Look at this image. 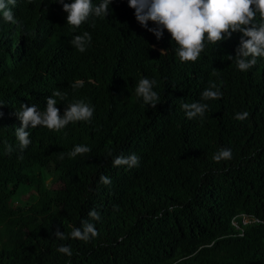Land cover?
<instances>
[{
  "label": "trees",
  "instance_id": "1",
  "mask_svg": "<svg viewBox=\"0 0 264 264\" xmlns=\"http://www.w3.org/2000/svg\"><path fill=\"white\" fill-rule=\"evenodd\" d=\"M9 7L19 24L0 13V264H264V57L238 69L242 33L205 42L195 63H182L170 33L157 40L148 31L156 25H140L128 0H112L106 18L76 29L56 0ZM85 31L92 39L81 53L71 41ZM145 77L157 81L155 108L135 92ZM213 83L222 97L202 100ZM54 91L63 94L54 97L61 117L83 100L94 107L91 122L26 129L32 143L20 153L15 113L21 104L44 111ZM195 102L208 110L188 119L181 105ZM76 145L91 152L70 158ZM221 149L232 158L216 162ZM132 154L138 167L113 166ZM50 176L58 188L46 184ZM25 191L30 204L14 205ZM83 221L99 233L88 242L69 235Z\"/></svg>",
  "mask_w": 264,
  "mask_h": 264
},
{
  "label": "clouds",
  "instance_id": "2",
  "mask_svg": "<svg viewBox=\"0 0 264 264\" xmlns=\"http://www.w3.org/2000/svg\"><path fill=\"white\" fill-rule=\"evenodd\" d=\"M56 2L62 4L63 11L68 14L67 24L76 29L90 17L106 18L110 14L109 5L112 0H101L97 6H93L92 0H73L71 3L56 0ZM15 4L16 0H0V13L5 22L18 25L19 22L9 7ZM128 5L135 10V19L140 25L147 28L148 21L156 25L148 31L154 33L157 40H160L165 30L170 33L171 40L178 46L176 52L182 63H195L205 49V42L215 45L226 38H231L236 32L242 33L235 55V63L240 71H248L255 66L257 58L264 57V0H128ZM91 39L90 33L85 31L82 35H76L71 43L83 53ZM165 51L161 50L160 55ZM156 83L155 79L145 77L139 80L135 88L137 97L142 98L143 103L151 105L152 108L156 107L160 99L158 93L153 90ZM72 86L73 88L82 87L83 81H77ZM213 89H217L215 83L202 92V100H217L222 97V92ZM54 97L63 99V94L60 91H54L50 97L46 98L44 111H39L35 105L21 104V110L15 113L21 121V126L15 130L20 153H23L32 143L30 132L26 129L42 126L49 131L60 132L69 123L91 122L94 107L79 100L67 105L61 117ZM181 107L187 118L193 119L197 116L203 118L209 106L207 103L195 102L184 103ZM2 115L3 113L0 112V116ZM248 115L247 111L237 113L235 119L243 121ZM13 150L11 145L6 146L9 154ZM90 152L89 147L76 145L68 155L70 158H75L77 155ZM17 158L22 160L23 155ZM231 158V149H221L213 156L216 162ZM113 166L138 167L139 157L135 154L127 157L118 156L114 159ZM100 182L104 185L111 184V180L103 175L100 177ZM88 215L94 221L101 219L99 212L95 209ZM54 235L60 240L68 238L60 231L55 232ZM69 235L72 239L88 242L96 238L99 233L93 223L83 221L82 228H74ZM57 251L69 257L73 255L70 246L61 245Z\"/></svg>",
  "mask_w": 264,
  "mask_h": 264
},
{
  "label": "rangeland",
  "instance_id": "3",
  "mask_svg": "<svg viewBox=\"0 0 264 264\" xmlns=\"http://www.w3.org/2000/svg\"><path fill=\"white\" fill-rule=\"evenodd\" d=\"M53 178L51 177L46 180V184L50 185L52 188H58L60 185L59 183H53ZM12 201H14V205L18 206H27L30 204V193L28 191L21 192L19 196L15 197ZM248 221V219H246ZM236 224L237 222L234 221Z\"/></svg>",
  "mask_w": 264,
  "mask_h": 264
},
{
  "label": "built area",
  "instance_id": "4",
  "mask_svg": "<svg viewBox=\"0 0 264 264\" xmlns=\"http://www.w3.org/2000/svg\"><path fill=\"white\" fill-rule=\"evenodd\" d=\"M246 219H247V218H245V217L243 218V223H244V224H246V223L249 222V221H247ZM236 225H237V223H236ZM237 226H238V225H237Z\"/></svg>",
  "mask_w": 264,
  "mask_h": 264
}]
</instances>
